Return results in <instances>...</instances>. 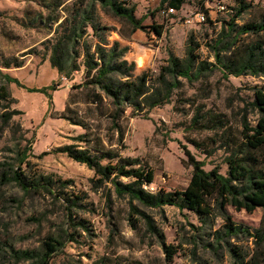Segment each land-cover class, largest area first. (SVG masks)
Returning a JSON list of instances; mask_svg holds the SVG:
<instances>
[{"label": "rangeland", "instance_id": "rangeland-1", "mask_svg": "<svg viewBox=\"0 0 264 264\" xmlns=\"http://www.w3.org/2000/svg\"><path fill=\"white\" fill-rule=\"evenodd\" d=\"M59 1L65 2L59 7ZM73 1L0 0V58L23 61L19 67L5 68L0 65V79L3 73H8L29 87H42L55 82L59 84L57 89L49 91L50 98L44 92L29 91L14 82L7 83L15 99L11 109L23 111L16 114L12 121L27 131L28 138L33 137L29 170L71 180L65 191L84 195L81 202L88 204L73 206L69 210V204L63 198L26 192L16 182H3L0 178V264H36L33 259L17 260L12 255L13 249L38 248L48 234L61 233L62 229L76 231L77 240L65 241L50 264H242L231 252V246L242 249L247 254L246 261H249L256 251V244L248 233L238 232L217 239L214 232L223 228L225 220L222 216L213 215L203 222L188 209L173 205L149 207L135 200L133 203L151 216L158 227L156 232L148 227L145 217L134 211L127 197H119L115 193L111 183L96 186L92 180L95 176L92 169L66 153L55 151L58 146L74 142L72 137L84 131L80 125L60 116L69 106L92 121L94 128L101 131L107 142L112 141L113 146L120 148L124 155L140 157L150 165L155 170L154 182L150 184L154 191L187 187L193 168L182 162L187 158L182 144H186L197 158L206 161L205 169L219 166L226 173L228 168L225 157L229 152L226 146L206 156L187 141L189 137L209 140L216 134L209 130L188 129L192 109L187 107L189 114L176 109V97L147 114H134L132 108H128L120 120L124 131L121 138L120 131L111 127L110 118L99 114L94 106L87 103L84 97L86 89L73 87L84 81L83 67L66 77L52 66L46 43L53 41L59 23L67 15L64 5H70ZM129 1L136 5L138 17L145 16V25L157 22L165 26L161 37L149 32L148 28L131 33L132 26L126 19L98 6L99 19L110 27L107 36L110 44L119 41L129 47L125 58L136 63V73H158L160 66L166 63L169 51L184 56L190 33L203 43L201 53L204 60L215 62L209 43H215L214 39L218 38L222 27L234 14L231 7L212 23L186 22L187 15L198 0H186L176 15L166 17L153 9L158 2L156 0ZM247 1L252 6L237 19L239 24L264 10V0ZM231 3L236 5L237 0ZM152 11H156L154 15ZM88 30L92 33L91 27ZM194 85L185 82L182 88L184 95H193L199 87H204L202 101L206 108L226 113L232 127L229 132L233 135L240 136L244 121L250 124L256 122L258 114L251 102L255 87L264 86L263 75L225 77L218 67H214L204 75L203 84L197 82ZM4 111L0 106V172L3 163L14 157L19 141L11 126L3 124L1 114ZM226 138L227 134L224 136ZM45 151L47 153L39 156ZM69 211L77 218L87 219L89 229L70 227ZM227 211L234 222L251 231L260 226L264 217V208L247 211L227 205ZM168 245L172 246V252L167 250Z\"/></svg>", "mask_w": 264, "mask_h": 264}, {"label": "trees", "instance_id": "trees-1", "mask_svg": "<svg viewBox=\"0 0 264 264\" xmlns=\"http://www.w3.org/2000/svg\"><path fill=\"white\" fill-rule=\"evenodd\" d=\"M198 1L203 3V0ZM64 2L59 1L57 6H62ZM185 2L186 0H160L157 2V8L153 9L158 11L170 6L181 10ZM99 5L126 19L132 26L131 33L140 28H148L149 32L161 37L165 31L164 24L153 22L151 25H145V16L138 17L136 5L131 4L129 0H75L70 5H64L67 15L59 23L53 41L48 40L46 43L52 66L66 77L83 67L84 81L73 87L86 89L84 97L87 103L94 106V110L99 114L110 118L111 127L120 131L121 138L124 131L120 120L128 108H132L134 114H147L151 109L162 107L176 97V109L186 114H189L187 107L192 109L188 129L209 130L216 134L209 137V140L189 137L187 141L206 156H211L216 149L226 146L229 152L225 157L228 168L226 173H223L219 166L205 169L206 161L197 158L186 144H182L187 156L182 162L193 168L187 187L182 190L151 191L146 185L154 182L155 170L140 157L124 155L120 148L113 146L112 141L107 142L101 131L94 128L92 121H88L69 106L60 116L80 125L84 131L72 137L74 142L58 146L55 151L66 153L73 160L92 169L95 173L92 180L96 186L111 183L115 193L119 197H127L134 211L145 217L148 227L152 230L157 232L158 227L150 215L133 203L135 200L149 207L173 205L188 209L196 213L203 222H207L213 215H220L225 223L222 229L214 232L217 239L238 232L248 233L256 244V251L249 261H246L247 254L242 249L231 246L230 250L242 264H263L264 217L260 226L251 231L232 220L227 205L247 211L264 208V86L255 87L254 100L251 102L257 111V120L254 124L244 121L240 136L229 132L232 127L226 113L206 108L202 101L204 87H199L198 92L189 96L184 95L182 88L185 82L193 86L197 82L203 84L204 75L214 67H218L225 77L244 74L264 76V10L254 18L239 24L237 19L249 10L252 4L247 0H237L236 5L232 7L234 14L226 21L218 38L214 39L215 43H209L214 51L215 62L204 60L201 53L203 43L190 33L185 55L179 56L169 51L166 63L162 64L159 72L155 74L146 71L136 73V63L125 58L129 47L119 41L110 44L107 38L110 27L99 19ZM155 12L152 11V14ZM214 20L208 17L207 21L199 23H212ZM89 27L92 33L89 32ZM22 64L23 61L17 59L0 58V65L5 68L19 67ZM11 82L29 91L44 92L50 98L49 91L57 89L59 85L55 82L42 87H29L17 77L8 73L2 74L0 106L5 109L1 114L2 122L5 126H11L19 141L12 160L3 163L1 180L14 181L26 192L47 193L56 198H63L68 202L69 210L73 206L88 205L81 202L84 195L65 191L71 180L29 170L33 137L28 138L27 131L22 129L19 123L12 121L16 114L23 111L11 109V103L15 101L7 87V83ZM23 142L26 143L22 145ZM45 153L47 151L39 156ZM68 219L70 227L82 226L86 230L89 229L88 220L75 217L71 211ZM67 240H77V232L62 229L61 233L48 234L40 247L13 249L12 255L17 260L33 259L36 264H50ZM166 248L172 252L171 245Z\"/></svg>", "mask_w": 264, "mask_h": 264}, {"label": "built area", "instance_id": "built-area-1", "mask_svg": "<svg viewBox=\"0 0 264 264\" xmlns=\"http://www.w3.org/2000/svg\"><path fill=\"white\" fill-rule=\"evenodd\" d=\"M152 1V0H148ZM160 1V0H156ZM232 0H203V3H197L191 10V12L187 15L186 22H205L208 17L211 19H215L219 14L225 13L230 10L231 7L235 5V3H231ZM158 4L153 8H157ZM162 16L166 17L169 15H174L179 12L178 9L174 7H164L158 10ZM146 188L154 191L153 186L146 185Z\"/></svg>", "mask_w": 264, "mask_h": 264}]
</instances>
